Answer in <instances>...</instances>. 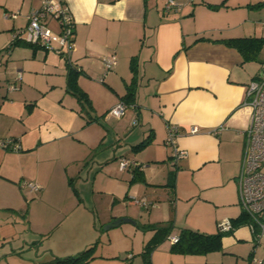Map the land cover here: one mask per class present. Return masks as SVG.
I'll list each match as a JSON object with an SVG mask.
<instances>
[{
    "label": "crops",
    "instance_id": "1",
    "mask_svg": "<svg viewBox=\"0 0 264 264\" xmlns=\"http://www.w3.org/2000/svg\"><path fill=\"white\" fill-rule=\"evenodd\" d=\"M165 1L61 0L74 22L69 63L81 70L80 88L104 115L103 120L87 122L77 97L66 89L64 57L40 43L14 39L42 0H0V138L14 139L19 148L0 147V251H5L1 258L19 253L14 250L17 242L42 243L43 235L44 240L58 235L56 242L48 244L55 254L52 258L76 254L97 243L86 264H255L254 259L264 258V246L255 247L244 223L223 236L221 250L205 254L170 251L172 237L182 228L217 232V217L194 215L191 221L179 217L182 202L173 200L184 194L179 181L168 185L175 171L165 162L167 149L159 155L158 148L167 145L168 128L174 126L181 155L175 158L172 150L168 158L173 165L192 173L200 188L212 186L205 185L212 165H224L223 177L235 182L240 206L236 176L250 116L245 90L254 77L264 75V47L262 62L244 61L237 49L219 40L264 37V0H177L179 8L169 11L164 9ZM45 22L58 31L54 19ZM110 54L116 55L117 62L103 77L101 59ZM132 66L137 68L133 106L119 118L110 116L107 111L122 100L133 82ZM17 72L21 78L15 81ZM11 82L16 89H8ZM135 117L138 123L132 125ZM193 126L198 128L195 133L190 132ZM108 135L115 140L123 135L125 150L147 136L151 140L131 150L134 157L121 154L118 165L96 171L107 173L106 188L99 174L91 178V171L81 173L93 146ZM122 158H131L134 164L120 169ZM137 166L139 177L133 172ZM125 177L131 182L120 191ZM80 179L90 180L94 192L109 199L124 193V198L129 196L127 203L149 209L143 224L172 222L171 233L147 259L142 250L154 231L138 234L140 230L130 226L118 237L107 231L110 228L99 229L94 210L86 205L90 199L81 193L85 183ZM21 180L36 182L40 188L20 187ZM208 202L216 204L212 199ZM241 213L240 206L237 216ZM122 214L113 213L101 224ZM104 236L115 241L98 245ZM259 248L261 255L256 254Z\"/></svg>",
    "mask_w": 264,
    "mask_h": 264
},
{
    "label": "built area",
    "instance_id": "2",
    "mask_svg": "<svg viewBox=\"0 0 264 264\" xmlns=\"http://www.w3.org/2000/svg\"><path fill=\"white\" fill-rule=\"evenodd\" d=\"M177 8H179L177 0H166L164 3L166 11ZM9 15L15 16V13H9ZM47 18H52L57 22L58 31L53 30L45 22ZM73 37V18L69 10L62 5L61 0H42L40 9L29 12L27 26L21 32L15 34L14 39L40 43L69 61L74 48ZM101 62L104 77L115 66L117 62L116 55L105 56L101 59ZM103 77L99 80H103ZM20 78L21 73L17 72L15 81ZM16 88L15 82L9 83V90ZM245 103L250 108L249 125L246 130V139L236 182L241 210L246 215V221L243 223L251 231L255 247H257L264 239V75H261L259 79L251 80L247 84ZM130 105L133 106V104L120 100L107 111V114L119 118ZM137 123L138 118H133L131 124L136 125ZM219 129L217 128L214 132L216 133ZM197 131L196 126H193L190 130L191 133ZM176 135L177 129L174 126H169L165 144L172 147L173 156L178 158L181 155V150L175 145ZM0 147L11 150L19 149L18 144L12 138H0ZM132 164L134 162L130 159L122 158L119 168L125 169ZM19 186L27 187L30 190L40 188L36 182L26 180H21ZM141 203L147 205L144 201H141ZM217 227L221 232H228L234 230L235 225L231 218H223L217 222ZM176 240V236L172 237V242ZM254 262L255 264H264V258L254 259Z\"/></svg>",
    "mask_w": 264,
    "mask_h": 264
},
{
    "label": "rangeland",
    "instance_id": "3",
    "mask_svg": "<svg viewBox=\"0 0 264 264\" xmlns=\"http://www.w3.org/2000/svg\"><path fill=\"white\" fill-rule=\"evenodd\" d=\"M65 59V58H64ZM81 107V106H80ZM82 109V115L85 119L87 117H96L99 120H103V111L97 110L98 108H90L84 104ZM132 121V120H131ZM104 122V121H102ZM131 128L127 130V133L129 132ZM120 138L116 137L113 139L111 135H108V137L102 138V143L97 144L101 145L100 148H97V145H94L91 150V157L88 160L89 162L86 163V169L83 170L82 176H84V173L87 174V171H91V178L93 174H99V182L102 178V185L106 188L109 187L108 183V175L105 172H96L97 170H100L105 167V170L107 171L110 167V164L114 163V166L116 164L118 165V158L121 154H126L131 157H134L133 155L135 152H132L133 147H131V150H125L123 149L125 147V141L123 140V135L119 136ZM95 140V138H94ZM98 143L101 142L99 138H97ZM129 145V144H128ZM163 146V147H162ZM160 154L163 155L164 149H167L168 157L172 156V148L167 145L161 144V146H158ZM112 155H115L114 157ZM167 155L165 156V162L169 164L171 170L174 172V180L179 181L180 183V190L182 191L183 196L175 195L174 200L177 202L178 200L182 202L180 204V207L178 208L179 217L184 219L185 217H188V219L191 221L194 215H202V216H209L211 218L217 217V222L220 221L224 217H235L240 213V206L238 204V198H237V188L236 184L233 181L230 182V180H227V178H224L223 170L224 165L216 164L212 165L210 168L209 175L206 177V181L208 180V183H205V185H209V183L212 184V186L207 188H200L198 185L194 183L192 180V173L189 171H182L183 169L177 168L175 165H173V161L169 160ZM131 159V158H130ZM134 160V159H132ZM162 164V163H159ZM125 174H130V171H125ZM119 176V174H118ZM120 177V176H119ZM127 178V179H126ZM126 181H123V183H120L119 190L124 191L127 189V185L130 184L128 182H131L130 178L125 177ZM77 180V179H76ZM75 180V181H76ZM82 182L85 183L84 187L82 188V195L89 197L90 201H86V205H88L89 209L93 211L96 214V221H97V227L103 228L104 226L109 223L106 222L105 224H101L103 219H110L111 215L113 213H123L121 216H118L116 218L120 217H127L130 218L136 222V225L133 224L131 221L121 222L119 225L114 226L107 231L113 232V235H118V237H122L123 233L126 229L131 228L130 226H134V228H138L140 232L138 234H141L144 232L145 229L142 228L143 225V219L147 214H149V209L145 208L144 206L140 205L135 206L132 204L127 203L128 197L124 198L123 194H118L116 199L112 197L109 199L107 197L108 195L104 193H98L94 192L92 182L88 179H80ZM129 180V181H128ZM81 182V181H80ZM175 183V182H174ZM204 185V184H203ZM94 186L96 184L94 183ZM119 191V192H120ZM118 192V193H119ZM131 196V195H130ZM125 199V201H124ZM173 199V198H172ZM208 199H212L216 204L209 203ZM110 200V202H109ZM113 200V202H111ZM124 213H130L134 216V218L130 217L129 215H125ZM114 218V219H116ZM113 219V220H114ZM136 219V220H135ZM140 224L141 228H140ZM97 228V229H98ZM218 228V227H217ZM136 230V229H135ZM58 235H52V237L49 239H45L46 235H43L40 237V241L42 243H38L35 245L32 241V239L23 244L22 242L15 243L17 248H14V250L18 251L17 254H7L4 256V258H1V255H4L3 253L5 251H0V264H55L51 262L52 256L54 252L52 251V247L50 249L49 243L56 242ZM114 237V236H113ZM110 236H105L101 239L100 243L98 245H102L109 243V241L114 242V238L111 240ZM44 240V241H43ZM49 240V241H48ZM34 241V240H33ZM261 245L264 246V239L261 240ZM49 247V248H48ZM262 249L259 248L257 251V255L262 254ZM7 256V257H6Z\"/></svg>",
    "mask_w": 264,
    "mask_h": 264
},
{
    "label": "trees",
    "instance_id": "4",
    "mask_svg": "<svg viewBox=\"0 0 264 264\" xmlns=\"http://www.w3.org/2000/svg\"><path fill=\"white\" fill-rule=\"evenodd\" d=\"M205 39L203 37L197 38V40ZM219 41L223 42L229 47H233L239 51L242 55L244 61L257 60L262 62L260 58V53L262 47H264V37L262 36H242V37H230L220 39ZM66 60V59H65ZM136 58H133V61ZM70 61L66 60L67 64V84L66 89L69 93L77 97L81 107L84 104L92 108L90 98L87 93L80 88L78 83V78L81 73L80 69L72 66ZM133 76L132 84L128 85L127 92L121 97L126 103L133 104L135 99V89L137 82V68L132 66ZM261 75H257L253 79H259ZM252 79V80H253ZM98 120L96 117H87V122ZM151 140L150 136H147L141 142L133 146V150H138L143 148ZM135 177H139L141 174L138 170V166L133 169ZM174 173H171L170 180L168 185L173 186ZM235 226L240 225L246 221V215L241 213L236 218H231ZM142 228L145 230H153L154 234L152 237L145 243V246L142 250V254L148 259L150 253L155 249L166 237L171 233L173 229L172 222H159V223H150L143 224ZM233 230L228 232L217 231L214 233H204L199 232L190 228H182L179 234L176 236L177 240L172 243L170 251L173 253L181 254H205L207 252L218 251L222 249V238L223 236L232 233ZM97 243H94L84 250L63 257H53L51 262L55 264H86L94 255V249Z\"/></svg>",
    "mask_w": 264,
    "mask_h": 264
},
{
    "label": "water",
    "instance_id": "5",
    "mask_svg": "<svg viewBox=\"0 0 264 264\" xmlns=\"http://www.w3.org/2000/svg\"><path fill=\"white\" fill-rule=\"evenodd\" d=\"M126 221H131V222H134V220L130 219V218H125V217H120V218H116L114 220H112L111 222L107 223L105 226H104V229L106 228H111V227H114V226H117L119 225L121 222H126Z\"/></svg>",
    "mask_w": 264,
    "mask_h": 264
}]
</instances>
